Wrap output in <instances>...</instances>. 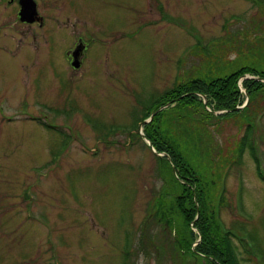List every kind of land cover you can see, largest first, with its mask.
<instances>
[{
	"label": "rangeland",
	"instance_id": "rangeland-1",
	"mask_svg": "<svg viewBox=\"0 0 264 264\" xmlns=\"http://www.w3.org/2000/svg\"><path fill=\"white\" fill-rule=\"evenodd\" d=\"M258 1L44 0L40 10L54 21L39 32V53L22 49L26 26L0 2V264H208L192 252L202 236L177 204L185 187L168 151L152 143L157 155L146 140L158 113V126L182 138L242 264H264V178L248 150L236 152L244 114L206 117L183 106L192 119H177L165 96L241 59L234 41L264 29ZM68 18L90 33L79 71L67 53L80 25L61 24ZM246 95L264 175V88Z\"/></svg>",
	"mask_w": 264,
	"mask_h": 264
},
{
	"label": "trees",
	"instance_id": "trees-1",
	"mask_svg": "<svg viewBox=\"0 0 264 264\" xmlns=\"http://www.w3.org/2000/svg\"><path fill=\"white\" fill-rule=\"evenodd\" d=\"M263 1H258V5ZM258 29L257 32L259 34L255 33L251 38L245 36V39H242V41H234V50L238 54V58L241 59L235 58L229 61L228 67L222 73L219 72L218 67L205 69L207 75L195 76L187 78L185 82H178L180 84L176 85L170 92H167L165 96L169 97V101L172 102L171 105L177 104L176 107H172V110H176L173 118L177 119L180 117L188 119V116L191 118L190 115L187 116L185 111L179 110V108L183 109V106L188 107V109L195 107L197 110H192L193 112L204 113L206 117L214 115L217 118H225L226 116L240 112L244 114L243 119L248 122L247 131L243 138L239 140L236 152L240 157L245 150H248L258 165L259 175L264 178L262 169H260V160L255 149V143L252 139L255 130V119L258 114L249 115L247 111L250 107L247 104L238 111H226V114L216 113L217 111L230 110L244 105L246 99L249 98L246 95V91L252 97L255 92L264 88V81H257L254 78L246 77V75H254L264 78V66H262L264 64V29L262 30L260 27ZM241 80L242 83H240ZM203 95L207 98V104L204 103ZM161 101L160 104V101L157 103V107L166 103L165 100ZM159 115L160 113L154 117L153 123L145 125V134L151 139L157 150L161 152L168 151V156H170L171 163L173 164L171 165V169L174 168L172 170L173 177L181 181L185 187L184 194L177 197V204L180 206L181 213L190 229L193 227L190 226V223L195 221L194 226L198 228L202 236L198 247L192 248V252L201 258H206L208 264H242V257H240L237 250L238 245L235 242V237H233L230 231L222 233L218 226V207L216 208V205H214L213 209L209 211L206 195L200 184L201 180L197 167L191 164L184 156H188V153L185 147L183 148L182 138L177 135L171 137L161 129L158 126ZM146 116H148L147 112L143 119L138 120V123L143 121ZM187 121L188 124L191 122L190 120ZM190 126L192 132L199 129V126H196L194 123ZM185 128L183 130H186ZM163 133H166L170 139L165 138ZM166 158L168 159V157ZM202 179L204 180V177ZM186 204H190V206L185 207ZM209 216L212 219L210 222H207L206 219ZM191 237H193L192 234ZM249 237L252 239L251 236ZM252 242L254 243L253 239ZM253 250L254 247H251V245L246 249L249 254L253 253Z\"/></svg>",
	"mask_w": 264,
	"mask_h": 264
},
{
	"label": "flooded vegetation",
	"instance_id": "flooded-vegetation-1",
	"mask_svg": "<svg viewBox=\"0 0 264 264\" xmlns=\"http://www.w3.org/2000/svg\"><path fill=\"white\" fill-rule=\"evenodd\" d=\"M0 2L6 3V6H9L11 8L9 10L10 18L14 17L17 23H20L21 26L22 25L26 26V27H23L24 30L22 31V33L24 32L26 34L27 44L22 49L26 48L29 51H36L39 53L40 45H41L40 39L43 37V35L39 32L40 30L45 29L49 22L54 21L53 17L51 18L45 12H42L40 10L39 4L40 2L44 4V0H0ZM23 2L28 3L27 4L28 6L29 5L32 6L33 4L35 6V11L34 9L32 10L29 9L28 6L25 7L26 12L25 11L24 12H25L26 17H28V19L26 20H22V17H21ZM30 18H32V20ZM0 22L6 24V20L5 21L0 20ZM74 22L80 25V30L74 31L77 35V38H76L74 45L71 47V49H69L67 53V60L69 64L71 65V69H74L75 71H79L80 69H82V67H84V63L86 59L85 58L86 52L89 49L88 39H89L90 33H89L88 25L84 23L82 20L77 19V18L65 19L61 22V24L71 26ZM11 45L12 43L6 42L4 45L6 47H3V49L9 50ZM76 49H80V53H79L80 55L79 57L77 56L78 58H76L73 53ZM28 59H31V57ZM75 59H78V61L80 62L79 67L73 66V61Z\"/></svg>",
	"mask_w": 264,
	"mask_h": 264
},
{
	"label": "water",
	"instance_id": "water-1",
	"mask_svg": "<svg viewBox=\"0 0 264 264\" xmlns=\"http://www.w3.org/2000/svg\"><path fill=\"white\" fill-rule=\"evenodd\" d=\"M26 2H23V8H22V11H21V17H22V20H26V19H28V17H26V15H25V12H26V6H28L27 4L28 3H26ZM31 5H29L28 7H29V9H34V11H35V6H34V4L30 7ZM25 11V12H24ZM31 20H32V18H30ZM74 55H75V57L76 58H78L79 57V53H80V49H76L74 52ZM78 56V57H77ZM73 66L74 67H79L80 66V62L78 61V59H75L74 61H73ZM246 77H248V78H254V79H256L257 81H264V78H261V77H257V76H254V75H246ZM204 96V95H203ZM204 103L205 104H207V98H206V96H204ZM164 107H166L165 105L164 106H162V107H160V109L159 110H161V109H163ZM244 107V105H242V106H237V107H235V108H233V109H230V110H223V111H217L216 113L217 114H222V113H225L226 111H234V110H237V109H240V108H243ZM158 111V110H157ZM157 111H155L152 115H151V117L150 118H148V119H145L144 121H142L140 124H139V127H141L142 128V126H143V124H146V123H148L149 121H150V119L153 117V115L157 112ZM144 135V134H143ZM144 137H146L145 135H144ZM146 140H147V142H148V144L152 147V149L155 151V153L157 154V155H160L159 154V152H157L156 151V149L155 148H153V145H152V142L149 140V139H147L146 138ZM169 158H170V156H168Z\"/></svg>",
	"mask_w": 264,
	"mask_h": 264
}]
</instances>
